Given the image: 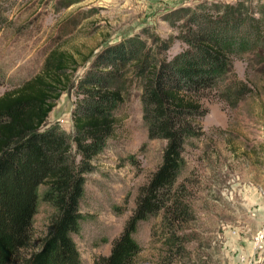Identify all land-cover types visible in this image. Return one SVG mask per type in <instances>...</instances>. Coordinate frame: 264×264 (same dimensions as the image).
<instances>
[{"label": "rangeland", "instance_id": "374dc122", "mask_svg": "<svg viewBox=\"0 0 264 264\" xmlns=\"http://www.w3.org/2000/svg\"><path fill=\"white\" fill-rule=\"evenodd\" d=\"M264 0H8L1 5L7 22L0 28V96L32 78L52 50L70 53L80 78L103 47L137 36L146 53L172 59L186 50L179 38L184 10L214 16L212 6ZM257 16L256 9L253 10ZM166 49L161 51L160 44ZM91 57L83 63V58ZM136 61L121 67L110 83L122 98L115 111L113 136L83 175L79 230L72 243L79 264L107 256L134 209L139 189L158 166L165 141L152 139L142 120L139 95L144 74ZM240 81L247 92L235 105L220 92ZM83 98L75 89L55 101L43 128L72 135L73 113ZM199 136L183 149L185 167L177 182L185 188L188 217L177 233L184 254L171 264H264V44L234 57L219 91H205ZM70 155L76 163L75 146ZM42 187H39V191ZM51 209L39 202L33 217V245L44 235ZM159 216L139 223L134 235L139 264H163Z\"/></svg>", "mask_w": 264, "mask_h": 264}, {"label": "trees", "instance_id": "16d2710c", "mask_svg": "<svg viewBox=\"0 0 264 264\" xmlns=\"http://www.w3.org/2000/svg\"><path fill=\"white\" fill-rule=\"evenodd\" d=\"M6 1L0 0V8ZM211 10L214 16L184 10L173 18H185L179 40L187 48L170 60L149 57L144 42L132 36L103 47L73 82L75 59L52 50L36 75L0 96V264H79L72 237L81 220L83 175L113 136L122 98L110 83L122 66L135 61L136 74H144L139 103L147 135L165 141V146L107 256L92 264H139L141 249L134 235L139 223L156 216L165 253L162 263L171 264L184 254V241L177 233L189 208L177 179L185 167L183 149L200 133L194 122L204 113L201 95L219 91L232 60L243 49L264 44V4L252 7L242 1ZM6 23L0 11V28ZM159 48L165 50V43ZM73 88L83 98L72 115L73 134L43 128L55 101ZM246 92L237 81L219 94L233 106ZM73 145L79 156L76 163L70 155ZM39 202L51 212L45 233L34 246L32 223Z\"/></svg>", "mask_w": 264, "mask_h": 264}]
</instances>
